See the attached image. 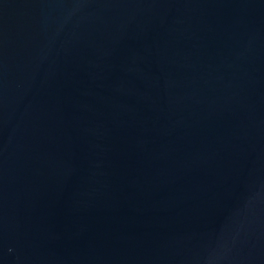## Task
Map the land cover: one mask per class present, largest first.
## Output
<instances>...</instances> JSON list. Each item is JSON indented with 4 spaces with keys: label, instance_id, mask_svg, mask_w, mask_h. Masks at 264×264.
<instances>
[{
    "label": "water",
    "instance_id": "water-1",
    "mask_svg": "<svg viewBox=\"0 0 264 264\" xmlns=\"http://www.w3.org/2000/svg\"><path fill=\"white\" fill-rule=\"evenodd\" d=\"M0 264H264V0H0Z\"/></svg>",
    "mask_w": 264,
    "mask_h": 264
}]
</instances>
